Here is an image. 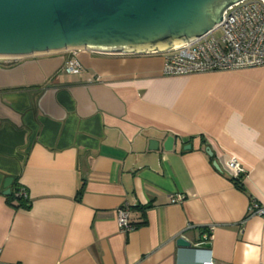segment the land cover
<instances>
[{
    "label": "crops",
    "instance_id": "0c3cea01",
    "mask_svg": "<svg viewBox=\"0 0 264 264\" xmlns=\"http://www.w3.org/2000/svg\"><path fill=\"white\" fill-rule=\"evenodd\" d=\"M165 63L84 49L0 62V264H264V216L250 215L264 207V66ZM228 157L243 179L216 167ZM9 178L30 207L8 202Z\"/></svg>",
    "mask_w": 264,
    "mask_h": 264
},
{
    "label": "water",
    "instance_id": "95a60500",
    "mask_svg": "<svg viewBox=\"0 0 264 264\" xmlns=\"http://www.w3.org/2000/svg\"><path fill=\"white\" fill-rule=\"evenodd\" d=\"M239 1L0 0V62L76 49L169 52L217 28L227 8ZM158 142L151 140V148L157 149ZM208 153L214 156L211 148ZM215 165L221 170L218 162ZM12 183L7 179L6 195ZM178 245L190 243L180 238Z\"/></svg>",
    "mask_w": 264,
    "mask_h": 264
},
{
    "label": "built area",
    "instance_id": "2783aa9c",
    "mask_svg": "<svg viewBox=\"0 0 264 264\" xmlns=\"http://www.w3.org/2000/svg\"><path fill=\"white\" fill-rule=\"evenodd\" d=\"M220 34L217 35V32ZM164 74L167 76L191 75L215 71H231L264 66V0H242L227 8L221 24L195 41L165 52ZM77 74L80 67L67 68ZM232 179L241 180L247 170L241 162L228 157L223 168ZM20 194L29 197L23 187ZM179 195L176 200H181ZM250 215L264 216V207L254 203ZM118 224L127 233L138 226L130 218L129 206L118 209ZM214 227L204 234L203 243L211 241ZM3 248L0 247V258ZM204 264H214L207 261Z\"/></svg>",
    "mask_w": 264,
    "mask_h": 264
},
{
    "label": "trees",
    "instance_id": "16d2710c",
    "mask_svg": "<svg viewBox=\"0 0 264 264\" xmlns=\"http://www.w3.org/2000/svg\"><path fill=\"white\" fill-rule=\"evenodd\" d=\"M22 188L23 187L17 182L13 187L11 194L7 196V200L10 204L15 205L16 207L28 208L32 204V200L28 189L25 187L24 188L27 190L29 197H26L24 194H20ZM79 193H81V191H79Z\"/></svg>",
    "mask_w": 264,
    "mask_h": 264
},
{
    "label": "rangeland",
    "instance_id": "374dc122",
    "mask_svg": "<svg viewBox=\"0 0 264 264\" xmlns=\"http://www.w3.org/2000/svg\"><path fill=\"white\" fill-rule=\"evenodd\" d=\"M219 34H220V31L217 32V35H219Z\"/></svg>",
    "mask_w": 264,
    "mask_h": 264
},
{
    "label": "bare ground",
    "instance_id": "6f19581e",
    "mask_svg": "<svg viewBox=\"0 0 264 264\" xmlns=\"http://www.w3.org/2000/svg\"><path fill=\"white\" fill-rule=\"evenodd\" d=\"M176 47H178V46H176ZM173 48V47H172Z\"/></svg>",
    "mask_w": 264,
    "mask_h": 264
}]
</instances>
